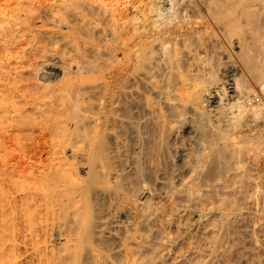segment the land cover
<instances>
[{"label": "bare ground", "instance_id": "1", "mask_svg": "<svg viewBox=\"0 0 264 264\" xmlns=\"http://www.w3.org/2000/svg\"><path fill=\"white\" fill-rule=\"evenodd\" d=\"M15 84L0 264H264V0H0Z\"/></svg>", "mask_w": 264, "mask_h": 264}, {"label": "rangeland", "instance_id": "2", "mask_svg": "<svg viewBox=\"0 0 264 264\" xmlns=\"http://www.w3.org/2000/svg\"><path fill=\"white\" fill-rule=\"evenodd\" d=\"M250 77L248 78V80ZM252 86H255V89L257 90V87L255 83L250 79ZM252 82L254 84H252ZM17 84L9 85V87H14L12 90H9L5 94H8L5 98H0V184H5L6 187H2L0 185V194L1 193H8L10 192L11 187L6 184H14V179L12 177L13 171L10 168L9 165H6V162L9 160V152L13 145H25V129L28 124L29 118L28 113L26 112V106L25 103L21 101L20 98H17L16 96H22L26 93L27 89L17 87ZM3 87H0V90H2ZM55 90V89H52ZM2 95L3 93L0 92ZM262 94L260 95V101H262ZM262 122V121H261ZM264 122V119H263ZM262 122V123H263ZM264 123L259 125V128L261 126L264 129ZM264 131V130H263ZM188 139V138H187ZM251 139V144L249 150L254 152V150H257L254 148L255 140ZM253 149V150H252ZM251 152V153H252ZM258 153V150L255 152ZM261 160L260 158L257 159V161ZM262 161V160H261ZM256 166H253L255 168ZM255 168V172H256ZM257 173V172H256ZM37 178L35 180L29 182V183H22V184H42L41 179L38 178L39 174H35Z\"/></svg>", "mask_w": 264, "mask_h": 264}]
</instances>
